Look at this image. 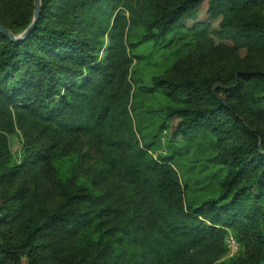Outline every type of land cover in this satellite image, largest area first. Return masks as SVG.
Segmentation results:
<instances>
[{
	"label": "trees",
	"instance_id": "16d2710c",
	"mask_svg": "<svg viewBox=\"0 0 264 264\" xmlns=\"http://www.w3.org/2000/svg\"><path fill=\"white\" fill-rule=\"evenodd\" d=\"M32 18L33 0H0L14 35ZM133 30L181 46L190 63L201 44L205 58L246 57L134 89ZM139 92L168 98L160 123L177 120L173 136L209 141L225 171L216 196L193 201L174 153L154 156L132 115ZM9 135L20 137L15 154ZM228 233L241 253L223 260ZM263 254L264 0H40L26 39L0 33V264H259Z\"/></svg>",
	"mask_w": 264,
	"mask_h": 264
},
{
	"label": "rangeland",
	"instance_id": "374dc122",
	"mask_svg": "<svg viewBox=\"0 0 264 264\" xmlns=\"http://www.w3.org/2000/svg\"><path fill=\"white\" fill-rule=\"evenodd\" d=\"M18 34L20 33L16 35ZM131 34H133L131 42L134 43L135 48L129 54L131 60L129 70L134 89L140 86L151 87L152 80L156 77H166L169 74L183 75L188 67L194 69L196 73L221 72L230 67L235 60L246 57L240 53L242 56L236 59L235 55L216 54H210L205 58L203 55L206 51L201 44L196 53L197 57L202 56L201 59L190 63V59L186 60L189 57L188 51L181 46L159 47L150 42L139 41L134 30ZM131 104L135 110L132 115L136 127L146 141L153 143L154 156L164 155L167 152L174 153L176 168L186 195L195 202L216 196L219 193V181L225 171L214 161L209 141L198 137L189 147L180 136H173L177 120L160 123L162 108L170 104L162 92H154L151 95H141L139 92L133 95ZM8 141L10 151L13 154L17 153L20 149V137L9 135ZM68 165L62 162L59 167L65 171ZM226 248L227 254L223 260H229L241 253V248L230 233L226 236ZM259 264H264V254Z\"/></svg>",
	"mask_w": 264,
	"mask_h": 264
},
{
	"label": "water",
	"instance_id": "95a60500",
	"mask_svg": "<svg viewBox=\"0 0 264 264\" xmlns=\"http://www.w3.org/2000/svg\"><path fill=\"white\" fill-rule=\"evenodd\" d=\"M39 10H40V0H33V18H32V22L27 27V29L18 35H14L12 32H10L9 30L5 29L0 25V33L12 42H18L26 39L29 33L34 28L39 18Z\"/></svg>",
	"mask_w": 264,
	"mask_h": 264
}]
</instances>
